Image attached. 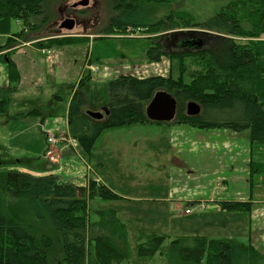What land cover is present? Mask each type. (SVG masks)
Listing matches in <instances>:
<instances>
[{
	"label": "trees",
	"instance_id": "obj_1",
	"mask_svg": "<svg viewBox=\"0 0 264 264\" xmlns=\"http://www.w3.org/2000/svg\"><path fill=\"white\" fill-rule=\"evenodd\" d=\"M44 1L0 0V30L6 29L12 19L35 28L30 17L41 13ZM125 4L130 7L129 0H121L114 8L121 10ZM129 26L146 28L148 33L175 30V35H190L169 40L178 48L175 47L177 52L165 49L169 43L161 40V35L153 40L149 50L152 60L164 56L177 59L180 76L121 75L111 80L109 113L101 120L84 112L90 80L84 76L70 102L69 125L72 137L86 155L93 153L97 138L106 129L152 122L146 116L145 106L160 89L168 90L178 101L177 117L172 123L204 130L248 129L253 142L264 144V39H254L264 37V0L229 1L200 22L194 13L182 9L172 10L152 22L129 20L122 13L112 18L109 32ZM189 27H201L212 34L194 36L197 34L194 31H177ZM25 30L12 34L7 44L0 46V52L14 46L16 37L26 39ZM237 36L250 40L242 44L234 38ZM82 39L57 37L36 45L62 46ZM199 39L203 41L200 46L190 44L191 40ZM4 54L0 53V58L8 60L10 76L18 80L16 62L10 52ZM189 65L191 81L186 82L184 75ZM191 100L201 106L198 115L186 113ZM7 105V99L0 100V113L7 110ZM5 160L10 169L0 172V264H122L130 257L129 230L116 209H96L97 218H90L92 200L124 199L113 188L94 179L83 184L62 181L53 173L36 175L14 169L11 166L14 160ZM251 204L223 201L222 207L230 212L250 211ZM164 240L162 235L149 236L139 244V254H156ZM261 261L264 254L252 245L244 246L232 240L178 237L169 246V264H261Z\"/></svg>",
	"mask_w": 264,
	"mask_h": 264
},
{
	"label": "rangeland",
	"instance_id": "obj_2",
	"mask_svg": "<svg viewBox=\"0 0 264 264\" xmlns=\"http://www.w3.org/2000/svg\"><path fill=\"white\" fill-rule=\"evenodd\" d=\"M78 1L80 0H45L42 4L41 13L30 17L35 28H30L22 20L12 19L6 29L0 30V46L6 45L8 38L12 36V34L23 31L25 27L29 30L27 33L24 32L26 37L35 40L36 43H43L44 41L49 42V40L53 38L65 37L73 33L81 36L84 34H92L91 39L87 38L83 43H79L80 45H75V48H81L82 53L89 48L92 54L93 64L99 69L91 73L93 76L90 81V93L93 99L101 100L102 98H106L108 101L109 82L121 75H133L140 78L152 76L179 77V61L177 59H171L168 56H164L158 61L152 60L149 57L150 46L153 40H156L160 35L163 36L161 40H166L167 43H169V40L173 39L174 36L176 40L177 38L191 37L188 34H185L183 37L182 35H175V30L168 33H148L146 28L142 29V31H136L131 29L132 26L122 31L116 29L113 32H109L112 18L123 13V16L129 20L152 22L168 15L172 10L182 9L194 13L197 21L200 22L209 19V17L213 16L223 5L232 0H129L130 7L125 4L123 8L121 7V10H119L120 8H114L121 0H90L88 5H78L74 7V4ZM68 17L73 18L76 22L74 29L71 31L60 28L62 20ZM183 30L186 32L194 31L197 33L194 34V36L198 35V33L205 34L204 32H207L206 34H212L210 33L212 31L204 30L201 27L181 28L177 31L182 32ZM166 33L167 35H162ZM234 38L242 44L250 40V37L245 36H237ZM254 39L258 41L264 39V37ZM20 44L21 43L14 40V46L8 48L7 52H3L7 54L8 50ZM38 47H41V50L43 47L51 48L52 52H54V57L55 53L57 55L65 53V48L56 44ZM165 47L168 52L179 51L173 43H169ZM65 59H68V57ZM5 60L6 59H2V62H5ZM191 68L192 67L189 65L184 75V80L186 82L191 81L190 75L188 74V70ZM88 72L89 71H86V73ZM67 74L68 76L74 77L73 88H75L79 82V64L69 62ZM2 76H6V74L0 67V78ZM47 80H49L48 85L45 87L49 88V86L55 85L49 84L50 81H53L51 76L47 75ZM71 83L72 79L69 77L67 81L69 86H55L60 88V93L64 92V94L67 95L71 91ZM12 88L11 90L16 89V87ZM77 89L78 88H76V90ZM49 90H52V88ZM35 92L37 93L34 95L31 93L29 97L24 96L20 98L18 96H13L11 102L9 103L8 101L7 110L0 113V164H2L0 165V172H5V170L10 169V167H7L5 164V157L17 161L19 159H24L25 161L26 158L31 157V162L29 163L31 167H33L32 171H37L36 167L32 164L39 161L41 159L39 157L43 155L39 152L24 148L26 145L42 148L44 145V138L40 136V128L35 125L37 117L33 116L28 118L27 122L24 121L29 130L26 132L23 130V133L19 130L17 123L14 124L12 123L13 120H8L9 118L15 120L13 111L18 109V103L24 99H30L32 101L35 99L40 102L47 100L49 109L53 107L59 115L63 112L65 103L56 102L55 96L46 92L44 87H39ZM167 124L177 126V124L172 122H146L110 127L97 138L93 147V154H104L108 162L113 165V168L118 169V167L121 166L126 167L128 172L134 171L138 173L137 181L130 175L124 176L120 172L111 175L104 172L101 178L104 184L113 187L115 192L125 197V199H96L92 200L90 204V218L92 220L97 218L95 214L96 209L112 207L117 210L120 214L119 217L128 227L130 257L124 260L122 264H169V246L171 241L178 237L203 238L208 241L232 240L244 246L252 245L256 250L264 252V239H261L264 235V221L260 224L258 218H253L254 206H251L252 209L250 211L242 210L230 212L224 208H222L224 210H220V208L214 209L216 207L214 201L218 200V198L215 196H205L200 198V200H203L204 205L207 204L206 209H200V207L197 206L199 202H193L192 205H188L190 208L194 209L193 213L190 215L184 214L188 204L185 198L183 199L185 201L181 200L172 205L171 212L168 210L170 203L166 202L164 198H159V202H164L163 206L165 207L160 206V209L157 208L155 199L167 195L161 194L165 192V190L158 191V189H156L159 183L165 184L168 182L167 178L164 176L165 173L162 172L163 167L158 168L161 163H168L165 157L166 154H186V151L188 154H193L189 153L188 150L193 152V147L190 145L192 142L195 143V140L197 142L208 140L209 142L214 139V141H216L215 148L219 151L224 150L226 147V151H229V149L231 150V147L232 151L237 149L235 146H225L230 145L232 141L227 142L220 140V137L214 134V130L217 129H206L209 130L206 131L196 128V131L201 130L200 132H202L199 138H193V134L178 131L179 137L176 138L174 143L172 142L174 146L176 145V151H174V146L172 145L171 147L170 142L173 140L171 139V135L172 137L174 135V133L172 134L173 127L168 129ZM168 132L170 137L167 135ZM237 134H240V138L244 139L248 137L250 140V143L243 144L246 150L249 148V144H253L254 147L252 148H254L255 152H257V147L261 146L259 153L264 154V144L253 142L248 129L240 131ZM197 145L199 149L201 144L197 143ZM3 146L8 147L9 150L6 147L5 149L10 151L9 154H3ZM49 146L50 145H48L46 152ZM57 146L53 147V158H48L45 153L47 158L45 160L48 163L53 162L55 170L62 167V164L56 162L58 160ZM206 146L204 152L200 154H213L211 152L212 147H208L207 151H205ZM60 147H62V145ZM78 148H81L79 142ZM241 148L243 150V147ZM246 150L244 151L246 152ZM20 151H25L26 153L19 154ZM79 155L83 157V154ZM79 155L75 154L71 163L64 164V166H66V175L70 171L73 173L72 175L78 176V172L80 173L81 169L83 170L85 168L84 162ZM70 164H72L73 167L71 170L69 169ZM257 164V167L261 165L264 166V160ZM27 165L30 166L29 164ZM260 168L264 170V167ZM140 171L145 172V174ZM85 178L89 180V176ZM63 179L61 178L62 181ZM93 179L96 178L93 177ZM137 182L143 185L136 184ZM145 184L148 186L145 187ZM131 197L134 199H131ZM152 204H154V206H152ZM155 208L159 210V213L154 212ZM151 211L153 213H151ZM153 234L164 236V242L156 254L141 256L138 251L139 244L146 241V239ZM204 263H206V260H204ZM261 264H264V261H261Z\"/></svg>",
	"mask_w": 264,
	"mask_h": 264
},
{
	"label": "crops",
	"instance_id": "obj_3",
	"mask_svg": "<svg viewBox=\"0 0 264 264\" xmlns=\"http://www.w3.org/2000/svg\"><path fill=\"white\" fill-rule=\"evenodd\" d=\"M26 29L27 30H25V33L29 31L28 28ZM67 36H80L84 37V39L78 42L60 46L62 48H65V53L61 55H57L55 53V57L53 60H49L42 52L41 47H38L36 45V41L27 38L26 34V39L24 40L16 38L17 42L21 44L15 48L8 50V52H10L11 59L16 62L18 70L20 72V78L15 81L10 76L8 60L2 62V59L4 58H0V67L6 74V76H2L0 78V99H7L10 103L11 98L13 99V96H18L20 98H23L24 96L29 97L31 96V93L33 95L37 93L35 91L39 87H44L46 92H49L50 94L55 96L56 102L65 103L61 115H59V113L57 114L56 109H53V107L49 109V103H47V100L40 102L33 98L32 99L34 101L30 99H24L17 104L18 109L13 111L15 120L12 118H9L8 120H13L12 123L14 124L17 123L19 130L23 133V130L24 132L29 130L27 128V124L25 123L27 122V119L36 116L37 120L35 122V125L40 128V136L44 138V145L42 146V148H37L31 145L24 146L25 149L33 150L43 154L42 157H39L41 158L39 161H36L34 164H32L36 167L37 171H32L33 167H31L29 163L31 162V157L26 158L25 161L24 159H19L18 161L14 159L15 163L11 162V166H13L12 168L14 169L29 171L36 175L53 173L59 175L62 179L64 178V181H74L83 184H89L88 181L93 179V177L96 178L94 180H97L100 183H104V181L101 180L102 174L104 172L109 173L110 175L118 174L120 172L124 176L130 175L133 179L138 181V173H135L134 171L128 172L126 167L119 166L118 169L113 168V165L108 162L104 154L92 153L90 155H86L82 151V147L80 149L78 148L77 140L74 139L70 133L69 106L76 88H79V82L84 76H89L90 78L89 89L87 92V104L84 107V112L86 113V110L88 109H100L98 111H102L106 114V109L109 110V107L106 103V98H102L101 100L93 99L92 94L90 93V81L93 75L90 73V70L86 68V62L88 59L90 60V62H93V58L91 52L89 51V48L83 53L81 48H75V45L83 43V41H86L87 38L91 39L92 34H84L81 36L73 33L68 34ZM66 57H68V59H65ZM69 62L79 64L80 67L79 82L77 83L75 88H73L74 77L68 76L67 74ZM86 71L89 72L86 73ZM47 75L53 78V81H50L49 84H55L59 87L69 86L67 84V81L68 78L71 77L72 83L70 85V88H72L70 93H68L67 95H65L64 92L60 93V88L55 85V87H45L48 85L49 81L47 80ZM12 87H16V89L11 90ZM51 88L52 90H49ZM167 125L168 129L170 127H173L172 134L174 133V135L173 137L171 135V139H173L170 141L171 147L172 145L174 146L173 143L176 141V138L179 137L178 131L182 133L193 134V138H199L202 133L200 132L201 130L196 131V128L188 125ZM214 131V134L220 137V140H224L227 142L232 141L230 145L225 146H235L237 149L235 151H232L231 147V150L229 149V151H226V147L224 150L219 151L215 148L216 141H214V139L209 142L208 140L202 142H197L195 140V143L192 142L190 145L191 147H193V152L188 150L189 153L193 154H188L187 151L186 154H166L165 157L168 163L164 164L160 162L161 164L158 168L163 167L162 172L165 173L164 176L167 178L168 182H166L165 184L159 183L156 189H158V191L165 190V192L161 194L167 195L155 199L157 208L160 209V206L165 207L163 206L164 202H159V198H164L166 202L170 203L168 209L169 212L172 211V205L185 198L188 202L187 206L192 205L193 202H199L197 206L200 207V209L205 210L207 204L204 205L203 200H200V198H203L205 196H215L216 198H218V200L214 201L216 205L214 209L220 208V210H224L222 209L223 201L251 202V205L254 206L253 218H258L260 224H262V222L264 221V170L260 167L264 166L261 165L257 167V163L263 162L264 160V154L259 153V149H261V146H258L257 152H255L254 148H252L254 147L253 144H249L250 146L246 150V147L243 144L250 143L248 137L244 139L240 138V134H237L238 132L230 129H217ZM47 134H53L58 138H62L59 145L57 146L58 160L56 161L57 163L62 164V167L59 169L57 168L56 170L53 162L48 163L45 160L47 159L45 153L46 149L48 148ZM167 135L169 136V132ZM73 143H76L77 148L75 145H73ZM197 143L201 144V147L199 149L197 148ZM61 145L62 147H60ZM205 146V151H207L208 147H212L211 152L213 154H200L204 152ZM5 147L8 149L7 146H3V154H9V149L7 150L5 149ZM241 147H243V150ZM175 148L176 145L173 148L174 151H176ZM244 150H246V152ZM23 153L26 152H19V154ZM75 154H83V157H81L80 155L79 156L84 162L85 168L83 170L81 169L80 173L78 172V176L72 175L73 173L70 171L66 175V166H64V164L71 163L72 159L75 157ZM5 158L7 159L8 157ZM27 164H29L30 166H28ZM69 169H73L72 164L69 165ZM85 169L87 173L85 172ZM261 169L263 170L262 172H260ZM142 173L145 174V172ZM86 176H89V180L85 178ZM136 184L143 185L140 182H137ZM108 186L111 187L110 185ZM147 186L148 185L145 184V187ZM131 199L134 198L131 197ZM152 206H154V204H152ZM157 208H155L154 212L159 213V210ZM193 210L194 209L192 208V213ZM151 213L153 212L151 211ZM184 214H186L185 211ZM118 215L120 214L118 213ZM261 239H264V235ZM259 252L264 254V252Z\"/></svg>",
	"mask_w": 264,
	"mask_h": 264
},
{
	"label": "water",
	"instance_id": "obj_4",
	"mask_svg": "<svg viewBox=\"0 0 264 264\" xmlns=\"http://www.w3.org/2000/svg\"><path fill=\"white\" fill-rule=\"evenodd\" d=\"M90 0H80L74 4V7L78 5H88ZM76 22L73 18H65L60 23V28L64 30L71 31L74 29ZM207 33V32H206ZM190 42L192 46H200L203 41L202 39ZM201 111V106L196 101L191 100L186 105V113L188 115L194 116L198 115ZM86 113L93 117L94 119L101 120L108 113L106 109V114L102 111L88 109ZM145 113L147 118L152 122H174L178 113V101L176 97L166 89L158 90L149 102L145 106Z\"/></svg>",
	"mask_w": 264,
	"mask_h": 264
},
{
	"label": "built area",
	"instance_id": "obj_5",
	"mask_svg": "<svg viewBox=\"0 0 264 264\" xmlns=\"http://www.w3.org/2000/svg\"><path fill=\"white\" fill-rule=\"evenodd\" d=\"M130 28V27H129ZM132 30H134V28L132 27L131 28ZM139 31H142V28H139L138 29ZM42 52L46 55V57L49 59V60H53L54 59V52H52L51 48L49 47H43L42 48ZM86 68H88V70H90V72H96L98 71V67L96 65L93 64V62H90V60L88 59L87 62H86ZM62 140V138H58L56 137L55 135L53 134H47V142H48V145L49 146V149L47 150L46 152V156L49 158V157H52V154H53V157H54V150H53V147H56L60 141ZM73 145L76 146L77 148V145L76 143ZM52 157V158H53ZM185 213L186 214H190L192 213V208H190L189 206L186 208L185 210Z\"/></svg>",
	"mask_w": 264,
	"mask_h": 264
},
{
	"label": "flooded vegetation",
	"instance_id": "obj_6",
	"mask_svg": "<svg viewBox=\"0 0 264 264\" xmlns=\"http://www.w3.org/2000/svg\"><path fill=\"white\" fill-rule=\"evenodd\" d=\"M178 39V38H177ZM184 44V43H183ZM179 46V45H178ZM179 47H181V46H179ZM184 48H187V47H184Z\"/></svg>",
	"mask_w": 264,
	"mask_h": 264
}]
</instances>
